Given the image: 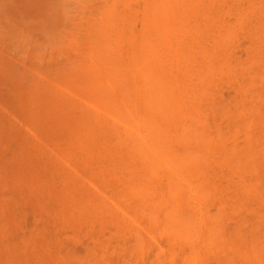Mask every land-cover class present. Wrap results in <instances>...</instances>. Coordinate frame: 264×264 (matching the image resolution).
I'll return each mask as SVG.
<instances>
[{
    "label": "bare ground",
    "instance_id": "6f19581e",
    "mask_svg": "<svg viewBox=\"0 0 264 264\" xmlns=\"http://www.w3.org/2000/svg\"><path fill=\"white\" fill-rule=\"evenodd\" d=\"M202 3L0 0L2 110L17 111L11 114L20 117L11 118H21L27 126L21 122L22 127L34 132L25 128L26 135L38 132L45 135V142L49 138L53 142L57 153L50 154L59 158L54 159L58 163L54 169L61 185L60 215H68L63 216L65 224L68 217L80 223L92 215L101 217L103 200L86 185L97 190L121 185L112 190L116 200L127 202L132 213L157 227L167 241V252L186 254L184 263H200L201 255L231 249L237 237L235 233L225 239L222 211H208L214 193L206 167L214 143L193 105L190 69L177 68L178 47ZM6 112L0 114V127L12 123ZM17 125L23 136L24 129ZM12 127L2 131L10 135L0 138L5 143L1 149L8 154L0 177L20 178L15 183L19 185L26 175L29 183L23 182L35 185L39 157L35 160L40 154L35 147L43 137L34 138L35 146L32 136L28 142ZM71 223L74 228L79 224ZM32 249L1 251L0 264H53L56 254ZM104 252L88 251L79 264H108ZM61 259L54 264H70Z\"/></svg>",
    "mask_w": 264,
    "mask_h": 264
},
{
    "label": "rangeland",
    "instance_id": "374dc122",
    "mask_svg": "<svg viewBox=\"0 0 264 264\" xmlns=\"http://www.w3.org/2000/svg\"><path fill=\"white\" fill-rule=\"evenodd\" d=\"M178 48L177 68L190 69L195 96L193 105L214 143L206 167L214 193L208 211L210 214H215L218 209L222 211L219 217L222 232L224 237L229 236L225 239L237 233L235 247H232L235 250L223 247L221 254L201 255L200 263H184L186 254L177 252L174 256L170 255L167 241L159 234L157 227H151L146 217L132 213L127 202L116 200L112 190L121 185H108L110 188L98 190L86 185L89 192L96 190V195L103 200L104 206L101 204L99 207L101 217L97 219L92 215L93 218L87 217L81 223L70 221L72 219L68 217L66 224L69 222L70 225H66L64 217L68 215L62 214L61 218V200L57 197L61 195V185L54 169L59 158L53 157L57 153L53 152V142L49 143L50 138H46L48 143L45 142V135L38 132H35V136L30 135L33 130L29 128V132L19 120L21 118L12 119L17 116H12L17 111H12L11 107L9 114L4 109L7 113L4 116L9 117L13 112L10 115L12 123L10 120L8 127L2 124L0 132L4 136L0 138L10 135L2 132H9L10 126L16 128L18 134L20 127H14L18 123L20 131L24 129L25 132L26 128L30 133L27 134L33 137L26 135V132H22L21 136L20 132L21 137L28 136L25 137L27 141L38 139L39 134L43 137L39 136L38 142L34 141L38 144L40 141V145L36 146L37 143L33 142L35 148L40 149L39 156L35 155L37 150L34 151L37 156L35 162L39 157V163L36 162L39 169L36 170H39L40 183H36L37 175L35 185L23 182L28 178L26 175L19 185H16V181L20 178L8 179L6 175V180H3L4 177H0L4 182L8 181L7 185L0 184V252H30L35 246L39 252L45 250L46 253L50 251L52 255L56 254L53 260L64 256L67 260L62 259L70 264H75V261L79 264L91 250L97 255L105 251L108 264H264V0H203L197 8L190 33ZM2 103L0 112H4ZM5 119L9 122V118ZM5 139L8 142L10 137ZM0 144L4 146L5 143ZM1 151L0 166L8 156ZM53 169L55 174L52 173ZM13 179V185H8L9 180L12 182ZM71 222L79 224L74 228ZM136 235L138 239H135ZM53 260L54 264L56 260Z\"/></svg>",
    "mask_w": 264,
    "mask_h": 264
}]
</instances>
